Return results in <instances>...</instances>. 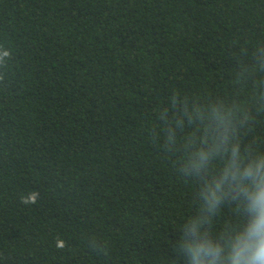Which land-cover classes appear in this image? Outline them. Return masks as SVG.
<instances>
[{
	"label": "trees",
	"instance_id": "1",
	"mask_svg": "<svg viewBox=\"0 0 264 264\" xmlns=\"http://www.w3.org/2000/svg\"><path fill=\"white\" fill-rule=\"evenodd\" d=\"M262 161L264 0H0V264H228Z\"/></svg>",
	"mask_w": 264,
	"mask_h": 264
},
{
	"label": "clouds",
	"instance_id": "2",
	"mask_svg": "<svg viewBox=\"0 0 264 264\" xmlns=\"http://www.w3.org/2000/svg\"><path fill=\"white\" fill-rule=\"evenodd\" d=\"M236 151L233 149V157H235ZM201 159L203 160L205 157L202 155ZM262 169H264V161L257 165L255 170L248 166L243 172H240L237 164L230 163L224 171L222 180L215 185L217 191L220 189L221 183H228L231 186V181L227 179L231 176V180L238 182L236 190L250 201L245 209L250 213L249 222L243 231L234 232L226 256L228 264H264V170ZM245 178L252 182L254 190H252V186L243 182ZM37 196V192H32L27 198H22V202L34 204ZM206 199L209 200V209L211 210L219 203L220 197L216 195V191H213L210 197H206ZM57 247H64V242L58 241ZM200 252L206 253L211 258L208 260V264H216L220 248L218 246H200L195 249V253Z\"/></svg>",
	"mask_w": 264,
	"mask_h": 264
}]
</instances>
